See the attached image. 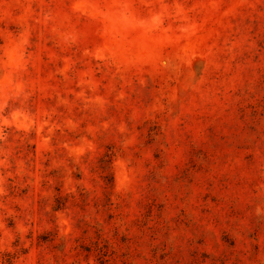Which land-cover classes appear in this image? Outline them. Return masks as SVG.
Wrapping results in <instances>:
<instances>
[{
	"label": "clouds",
	"instance_id": "9594fccd",
	"mask_svg": "<svg viewBox=\"0 0 264 264\" xmlns=\"http://www.w3.org/2000/svg\"><path fill=\"white\" fill-rule=\"evenodd\" d=\"M0 264H264V0H0Z\"/></svg>",
	"mask_w": 264,
	"mask_h": 264
}]
</instances>
